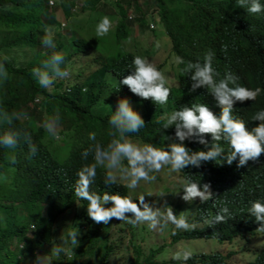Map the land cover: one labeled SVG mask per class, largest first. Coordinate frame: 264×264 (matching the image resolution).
Masks as SVG:
<instances>
[{"label":"clouds","instance_id":"9594fccd","mask_svg":"<svg viewBox=\"0 0 264 264\" xmlns=\"http://www.w3.org/2000/svg\"><path fill=\"white\" fill-rule=\"evenodd\" d=\"M117 1H106L112 11L123 7L131 19L137 17L139 11L145 16L146 22L139 26L130 24V29L142 36L149 46L143 53L138 48L140 55L132 58L130 74L113 78L112 82L117 83L120 79V84L128 86L132 95L116 98L115 111H111L107 119L110 126L107 144L97 141L95 132L88 133V139L93 143L82 150L81 158L87 160L91 153L92 160L77 172L75 196L87 201V214L97 226L101 222L107 224L110 219L113 223L116 218L132 224L147 222L149 229L170 223L177 232L184 234L194 228L213 232L217 223L224 222L232 233L230 239L222 240L216 235L202 239L228 245L233 253L238 246L242 256L250 259L248 264H256L264 252V0H233L241 18L240 29L235 34L214 38L209 35L212 39L209 44L193 40V46L178 43L171 37L168 28L176 18L174 10L183 22L188 23L189 34L201 36L205 30L203 23L221 7L222 0H199L195 4H184L182 0H133L130 4L128 0H121L124 5L121 4L120 8L114 6ZM108 11L105 12L107 16L101 15L96 25L97 37L116 28L122 17V13L109 17ZM75 23L73 20L69 28ZM65 25L62 21L61 26ZM141 29H144L142 33L148 31L152 34L140 35ZM45 32L41 43L51 48L52 36L47 29ZM164 36L169 40L164 44H169V48L166 47L168 52L159 64H153L147 55L149 52L160 55L156 49L162 45ZM77 37L80 36L75 34ZM156 41L158 45L154 44ZM43 50V54H48L47 49ZM49 55L41 61V67L32 69L36 82L49 91L54 81L70 84L60 80L70 72L73 73V82L75 77L84 82L100 66V63L94 64L96 61L91 62L99 56L94 49L90 53L94 55L91 61L86 62L90 55L80 52L75 54V59L70 58L66 69L61 68L64 63L62 53ZM80 57L84 62H79ZM4 77L6 73L0 69V79ZM111 78L110 74L104 77L105 81H111ZM149 105L155 108L156 121L163 124L156 130V141L151 139L150 143L137 137L142 134L141 129L145 126L142 116ZM0 116L11 120L5 113ZM55 120L56 117H49L43 124L52 136L56 135ZM17 141L15 132L0 134L2 147L13 149ZM28 146L30 153L34 154L36 146L30 141ZM10 160L15 162L14 157ZM98 167L104 169L105 186L119 180L127 189H135L141 180L160 179L158 171L164 174L176 172L185 183L180 190V180H174L172 185L177 188L172 189L168 186L169 178L164 177L163 181L168 183L164 191L167 196L176 195L177 202L169 198L161 210L145 202L143 195L133 200L130 194L91 190ZM157 175L159 178H155ZM181 198L187 201V209L194 205L196 216L193 220H187L179 210L173 211L170 207L171 203H176L183 210L185 204L179 203ZM176 211L179 213L174 214ZM199 221H204L201 227H191ZM78 235L77 228L67 230L59 236L60 243L51 246V254L59 256L64 253V245L75 247L79 243ZM253 238H262L258 247L253 246ZM158 246L162 248L160 255H163L164 245ZM99 249L103 250L102 245ZM194 254L197 264H202L200 260L204 256L213 255L225 258L229 264V256H232V253L221 252L197 254L192 248L185 247L174 254L172 264H179L178 260L195 264L192 260Z\"/></svg>","mask_w":264,"mask_h":264},{"label":"trees","instance_id":"16d2710c","mask_svg":"<svg viewBox=\"0 0 264 264\" xmlns=\"http://www.w3.org/2000/svg\"><path fill=\"white\" fill-rule=\"evenodd\" d=\"M49 1L46 3L47 15L44 19L40 11L41 0L37 1V13L33 15L27 11V17L24 16L23 0H0V69L6 73V77L0 79V113L11 117L9 121L0 116V134L12 131L18 136L15 148L0 146V264H39L37 253L42 250L44 255H50L53 242L60 243L57 239L60 234L58 229L66 224V220L62 218L58 221V217L80 204L86 210L87 201L75 196L74 186L78 170L92 160V155L90 153L87 160H84L81 152L93 143L88 139L89 132H95L96 140L103 144L110 140L107 119L111 111H115L116 98L132 95L128 86L120 84V79L117 83L112 82L113 78L130 74L133 70L132 58L140 55L135 46L128 50L125 43L132 32L130 24L139 26L146 22L140 11L137 17L131 19L128 10L120 8L121 0L115 2L114 6L120 8L122 17L118 19L116 28L97 37L95 28L101 15L107 9L112 10L108 2L62 0L59 6L51 8ZM128 1L133 3V0ZM182 1L184 4H195L199 0ZM75 8H80L81 12H72ZM58 11L69 22L75 16L76 23L70 30L62 29L64 35L60 31H56L59 36L51 34L52 47H46L41 43L46 35L45 30L59 23L55 16L49 15H56ZM174 14L176 18H173V25L168 30L176 42L186 46H193V40H203L209 44L212 42L209 35L214 38L217 35L235 34L240 29L241 18L233 0L221 1V7L203 23L205 30L201 36L189 34L188 23L182 21L176 10ZM72 32L80 37L70 38ZM98 43H101V48H97ZM92 46L99 56L91 62L96 61L94 64L100 63V66L91 72L86 81L79 82L78 77L70 84L54 81L51 91L36 82L32 69L41 67V61L49 54L62 53L64 63L67 64L72 58V51L75 54L84 52L88 56L92 53ZM44 48L48 54L42 53ZM108 74L112 76L111 81L104 79ZM154 109L150 105L144 109L145 116L142 117L145 126L141 129L142 134L137 135L149 143L151 139L156 141V130L163 125L156 121ZM49 117H56L55 136L43 127ZM29 141L36 146L34 154L29 151ZM10 157L15 158L14 163ZM103 178L104 169L98 167L90 189L98 193L109 191L121 195L130 194V189L124 187L121 181L105 186ZM49 214L52 215L50 219L47 218ZM23 216H26L25 220H22ZM89 220L79 243L73 248L69 247V250L74 251L72 260L63 263L67 260V253L64 252L59 258L55 257L51 264H82L81 257L92 255L101 245L102 264H107L116 247L108 237L112 220L107 224L101 222L98 226L91 218ZM65 226V233L78 227L73 223ZM212 235L222 240L232 237L224 222H219L213 232H207L205 228H194L184 234L177 232L174 240L178 241L182 237L207 238ZM15 239L19 241L17 245H14ZM132 246L135 247L136 257L131 264H153L156 255L162 253L160 246H151L147 255L143 254L140 245L132 242ZM192 257L197 264L196 254ZM31 258L34 263H31ZM200 261L202 264H228L225 258L218 255L204 256ZM256 264H264V252Z\"/></svg>","mask_w":264,"mask_h":264},{"label":"rangeland","instance_id":"374dc122","mask_svg":"<svg viewBox=\"0 0 264 264\" xmlns=\"http://www.w3.org/2000/svg\"><path fill=\"white\" fill-rule=\"evenodd\" d=\"M37 1L38 0H31V2L29 0H23V11H24V16L27 17L28 12L30 11L32 12L33 15H35L37 13ZM60 1L62 0H50V5L51 8H55L60 4ZM108 2H112L114 0H105ZM31 3V4H30ZM46 3L47 0H41V4H40V11L42 14V18H44V16L47 15V11H46ZM122 5H124L123 2H121ZM30 4V6H29ZM121 5V6H122ZM80 8H76L74 9V11L72 10V12L75 11H79ZM81 12V11H80ZM106 12V11H105ZM115 12L118 13H114L112 10H109V17H112L113 15H121V10H115ZM103 13V11H102ZM51 16H55L58 19V24H52L48 29L47 32L49 34H55L57 35L56 31H61L63 28H69V25L72 24V22H68L67 20H64L63 15H61V13L58 11L56 13V15H54L53 13H51L49 15V17ZM102 16H107L105 13ZM79 18H81L79 16ZM75 18L72 17L70 19V21H73ZM114 20V19H112ZM65 21L66 25L65 26H61V22ZM115 20H114V24H115ZM70 30V28H69ZM144 29H141V33L140 35L143 36H147L149 34H152V32H143ZM62 35H64L63 33H60ZM61 35V36H62ZM75 34L72 32L70 34V38H75L74 36ZM151 38V37H150ZM71 39V40H72ZM164 40L161 41L162 45L156 49V51L160 52V55H158L157 52H149L147 57L148 60L151 63H156L159 64L164 56L167 52H168V48H169V44L164 45L167 43L168 37L164 36L163 37ZM70 40V41H71ZM126 43V47L129 50L131 47L135 46L137 49L139 48V52L143 53L144 50H146L149 46V44L147 43L146 40L143 39L142 36L136 35L135 32H132L129 35V38L127 39ZM170 43V42H169ZM155 45H158V42L156 41V43H154ZM97 48H101V43H98ZM107 47V45H106ZM168 47V48H166ZM92 48L94 49V47L92 46ZM72 58L75 59L76 55L75 53L72 51ZM94 55H90L88 56L89 59L86 60V62L91 61V58H93ZM79 62H84V58L80 57ZM68 67L67 64L63 63L61 65L62 69H66ZM166 70V69H165ZM170 70H168L169 72ZM73 73L70 72L67 77L62 78L60 80H65L67 83H72L73 82ZM54 87V84L53 86ZM38 124V123H37ZM72 136V135H71ZM158 174H160V179H154L153 181H144L141 180L139 181L137 187L135 189H130L131 193V197L133 198V200H136L137 196L143 195L145 202L149 203L150 205H153L155 207H160L161 210H163L165 208V202L167 200H169V198L171 200H175L177 197L176 195L170 197L169 195L167 196L166 191H164V186L167 187L170 186V188L172 189H176L177 186L176 185H172L175 183L174 180L178 181L180 190L182 189L181 187L183 186V184L185 183V181L181 180L180 177L177 175L178 173L173 172V173H161L160 171H158ZM169 175V176H168ZM164 177H168L169 179L167 180L168 183L164 182ZM166 183V184H165ZM172 186H171V185ZM148 192H151L152 194L149 195L147 194ZM177 200V199H176ZM175 200V201H176ZM177 202V201H176ZM192 201H189V203H191ZM179 203H183L184 208L183 210H180L177 207L176 203H171L170 207L172 208V210L174 211L175 209L179 210L183 215H185V217L187 218V220H193L196 216V211H195V207L194 205L190 206V210L187 209V201H185L184 199H180ZM194 203L196 204V202L194 201ZM179 206V205H178ZM188 210V211H187ZM45 215H47L46 212H44ZM48 219L52 218V215L49 214V216H47ZM64 218L66 220V224L65 225H70L71 223L75 224L76 226H78V232L79 235L77 236L78 241L80 240L83 232H85V230H87L88 224H89V216L87 214V210L84 209V207L80 204L76 207H74L72 210H70L69 212H66L65 215H62L60 217H58V221L60 219ZM26 216L22 217V220H25ZM132 224V223H131ZM128 222L125 221H119L118 219L114 218L113 223L110 227V232H109V240L110 242H114L115 243V250L110 254V257L108 259L107 264H131V262L135 259L136 257V252H135V247L132 246V242L134 243V245H140L142 248V251L144 252L143 254L147 255L150 251V247L151 246H155V248L158 245H164V252L163 255H156L155 259H154V263L153 264H172V260H173V256L174 254L182 249V248H192V252L193 253H197L200 254L202 252H206L208 254L211 253H216V252H221L223 254H228V253H232V256H229L231 258L229 264H248L250 259L247 260V258L244 256H242V251L239 250V247H235L236 249H234V253L232 252V249L228 246V245H222L221 243H218L216 241H214L213 239H208L207 241L205 239L202 238H191V239H187V238H182L180 241L176 242L174 241V235L177 232V229H175L174 225L172 224H167L164 227H157L154 229H149L147 227V222H138L135 224L131 225ZM204 224V221H199L197 224L194 223L191 225V227H201ZM60 226L58 229V232L60 234L57 235V239L59 240V236L63 235L62 233H65L66 230V226ZM74 227V226H73ZM75 228V227H74ZM183 230V229H182ZM264 238V237H262ZM262 238L256 239L253 238L252 239V244L254 247H258V242L260 240H262ZM235 241H238L240 244H242V242L238 239L235 238ZM19 243V241L17 239L14 240V245H17ZM24 244V243H22ZM56 242H53V245H55ZM171 244L170 249L168 248V245ZM52 245V246H53ZM65 247V253H67V260L65 259L64 261H62L63 263H66L69 259L72 260V255L74 254V251L69 250V245H64ZM247 250V249H246ZM100 253H98V252ZM103 251V250H102ZM102 251L96 250L95 253H93L92 255L88 256V257H81V263L82 264H86L84 261H88L90 264H102L103 259H102ZM39 259V264H51V262L53 261V259L55 257L59 256H53L52 254L50 255H44V253L42 252V250H40L37 255H36ZM83 260V261H82ZM179 264H189V263H183L180 260ZM31 263H34L33 258H31ZM146 264H150V263H146Z\"/></svg>","mask_w":264,"mask_h":264}]
</instances>
